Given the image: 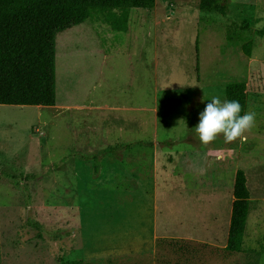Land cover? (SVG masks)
<instances>
[{"label": "rangeland", "instance_id": "rangeland-1", "mask_svg": "<svg viewBox=\"0 0 264 264\" xmlns=\"http://www.w3.org/2000/svg\"><path fill=\"white\" fill-rule=\"evenodd\" d=\"M198 1L130 9L126 30L101 18L59 32L56 105H0V264L214 263L179 238H227L230 211L197 206V189L226 203L237 170L264 179V0H219L224 14ZM237 82L254 128L203 145L200 113ZM245 247L226 264H264V224Z\"/></svg>", "mask_w": 264, "mask_h": 264}, {"label": "trees", "instance_id": "trees-1", "mask_svg": "<svg viewBox=\"0 0 264 264\" xmlns=\"http://www.w3.org/2000/svg\"><path fill=\"white\" fill-rule=\"evenodd\" d=\"M155 0H0V105L52 107L55 92V37L86 20L126 30L130 9L150 10ZM201 12L224 14L225 2L199 0ZM264 35V32H260ZM250 43L243 53L250 55ZM225 100L247 105L246 85L228 84ZM233 202L225 249L239 252L249 207V192L242 170L235 173Z\"/></svg>", "mask_w": 264, "mask_h": 264}, {"label": "crops", "instance_id": "crops-1", "mask_svg": "<svg viewBox=\"0 0 264 264\" xmlns=\"http://www.w3.org/2000/svg\"><path fill=\"white\" fill-rule=\"evenodd\" d=\"M261 167H257L254 172L249 171L245 172V179H246V187L249 192V207H248V213L245 223V230L243 234V240H242V247L241 251L239 252H230L225 249L226 247V240L220 244V241H217L214 237L207 238L203 240L190 238L188 236L181 237V243L187 244L188 246H191L192 248H198L200 249L199 255H205L207 256L211 262H214L213 264H226V259L229 256H246L247 258L250 257L252 254L248 249L245 247V243H247L248 239L253 236L256 231H261V225L264 224V179L261 177L262 171L260 170ZM234 184V182H233ZM197 192V193H196ZM186 195V194H185ZM194 202L197 206L204 205L208 206V209H210V206L213 207V210H216V206L226 205L225 209L227 208V211H230L231 214V207L233 202V196L229 197V199L226 201L221 198L222 196V190L217 188H207V189H197L194 192ZM189 201V200H188ZM207 208V207H206ZM212 210V211H213ZM252 223V226L250 224ZM229 224H230V216H229ZM226 226V224H225ZM229 229V226H228ZM261 233V232H260ZM158 236L154 235L151 238V241L155 243ZM205 243L206 246H200V244ZM226 253V254H224ZM142 257L141 260H138L137 262L134 261L132 264H157L154 259V254L151 251L149 255H145ZM216 258V259H215ZM191 260H195L191 258ZM216 262V263H215ZM190 264V263H189Z\"/></svg>", "mask_w": 264, "mask_h": 264}, {"label": "clouds", "instance_id": "clouds-1", "mask_svg": "<svg viewBox=\"0 0 264 264\" xmlns=\"http://www.w3.org/2000/svg\"><path fill=\"white\" fill-rule=\"evenodd\" d=\"M255 112H246L241 115L239 101H221L219 97H212L199 116V123L195 132L199 142L207 146L222 136L225 144H231L237 140L244 143L247 140L246 133L251 132L255 126ZM206 168H199L200 174L206 173Z\"/></svg>", "mask_w": 264, "mask_h": 264}, {"label": "bare ground", "instance_id": "bare-ground-1", "mask_svg": "<svg viewBox=\"0 0 264 264\" xmlns=\"http://www.w3.org/2000/svg\"><path fill=\"white\" fill-rule=\"evenodd\" d=\"M38 108H40V107H38Z\"/></svg>", "mask_w": 264, "mask_h": 264}]
</instances>
